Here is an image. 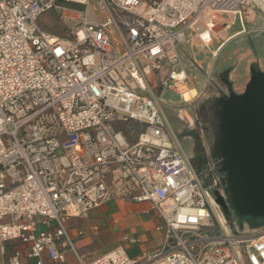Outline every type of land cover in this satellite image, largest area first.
<instances>
[{"label": "built area", "instance_id": "obj_1", "mask_svg": "<svg viewBox=\"0 0 264 264\" xmlns=\"http://www.w3.org/2000/svg\"><path fill=\"white\" fill-rule=\"evenodd\" d=\"M99 3L101 19L89 0H0V264H62L66 249L78 264H264V227L243 236L234 214L213 219L155 93L184 81L179 46H206L235 24L228 38L245 32L244 8L264 16V0ZM47 10L65 37L41 29ZM113 200L147 202L162 241L134 258L117 244L85 260L74 239L98 227L71 235L67 222ZM8 243L22 247L7 253Z\"/></svg>", "mask_w": 264, "mask_h": 264}, {"label": "rangeland", "instance_id": "obj_2", "mask_svg": "<svg viewBox=\"0 0 264 264\" xmlns=\"http://www.w3.org/2000/svg\"><path fill=\"white\" fill-rule=\"evenodd\" d=\"M89 3L96 16L100 19L103 18L105 11L99 0H89ZM70 5L78 6L75 4ZM244 11L245 37H238L235 42L234 39L229 41L226 50L234 46L240 48L241 55L246 51L251 53L252 56L245 61V69L250 76V71L253 68L264 72L259 66L260 61H264V16L257 14L250 7H245ZM39 25L43 30L61 36L66 35V24L58 21L57 14L53 10H47L40 15ZM260 28L262 31H260ZM186 58L190 59L191 67L198 68L189 56V52L186 54ZM236 63L239 64L236 60L234 64L222 65L218 69H214V66L209 72L205 71L206 67L203 64V68H199V77L204 85L200 94L194 96L196 90L181 83L178 85V91L183 95L182 99L177 101L175 105L161 102V109L177 139L179 147L190 163L195 164V167H193L202 170L201 177L196 176L202 186L207 188L210 193L213 219L220 218L222 221V218H224L228 223L234 220V215L227 205L226 174L221 170L217 113L220 100L228 96L230 92L236 93L231 88L229 80V74ZM239 69L242 70L241 66H239ZM244 87L239 88L240 93L244 90ZM118 127L128 133L125 123L119 124ZM219 203H222V205ZM145 206L141 205V207ZM141 207L132 208L129 218L134 223L133 226L128 228L129 231L141 238V242L134 245L139 255L142 251H152L157 246L156 243L160 244L162 241L161 231H157L155 228L144 229L152 222L153 211H138ZM215 225L218 226L217 223ZM239 230L242 231L241 235L243 236H254L258 234L261 228L250 229L247 225H244Z\"/></svg>", "mask_w": 264, "mask_h": 264}, {"label": "crops", "instance_id": "obj_3", "mask_svg": "<svg viewBox=\"0 0 264 264\" xmlns=\"http://www.w3.org/2000/svg\"><path fill=\"white\" fill-rule=\"evenodd\" d=\"M239 29L240 25L235 24L231 28H223L219 30L214 35L211 42L206 46L198 45L195 42H189L177 48L179 64L176 66V69L182 71L185 75V79L182 83L186 84L187 87L196 90L194 96L200 94L204 86L199 77V68H203V64L206 67L205 71L209 72L214 66V69H218L221 68L222 65L226 66L234 64L237 60L239 64L236 63L229 74L230 86L233 90H235L236 93H240L239 88H242L246 85L250 76L249 72L245 69V61L248 60L250 56H252L251 53L249 51H246L244 54H242V56L240 48L234 46L226 50V46L229 41H232L234 39L233 41L235 42L238 37H245V32H242L235 37L233 36L232 38H229L230 40L227 39L230 35L238 31ZM206 36L207 34H205V37ZM221 43H223L224 46L218 51L216 55V50L220 48ZM188 52L193 63L197 64L198 68L194 69L190 66V59L186 58V54H188ZM239 66H241L242 70L239 69ZM259 66L264 71V61H260ZM178 85L179 83L175 86L171 85L168 82L165 86L156 88L155 93L161 95L164 103L175 105L177 101L182 99L180 96L181 94L178 91ZM129 140L133 141L134 137H130ZM192 169L195 170L194 172L197 176L201 177V169H195L194 167ZM141 205L146 206L141 207ZM133 207H141L138 211L152 210L147 202L132 203L127 200H113L109 203L92 209L89 213L88 218L86 219L70 218L67 222V225L69 227V232L71 235H74L75 231L79 227H86L91 225H95L98 227L96 233L90 234L82 239H74L75 251L85 260H90L98 256L99 254L109 250L113 246L122 244L127 250L130 257L134 258L139 256V252L136 250L134 245H130L122 241L124 235L134 234L132 231L128 230L129 226H133L134 223V221L129 218ZM152 211L153 220L147 226H145L144 229L155 228L161 223V220L157 217L154 210ZM156 245L158 246L159 243L157 242ZM21 247L22 245L20 244L8 243L6 245V251L7 253H10L14 249ZM21 264L33 263L30 259L23 255L21 258ZM44 264L54 263H52L47 258H44ZM62 264H78L75 254L72 250H65V262Z\"/></svg>", "mask_w": 264, "mask_h": 264}, {"label": "water", "instance_id": "obj_4", "mask_svg": "<svg viewBox=\"0 0 264 264\" xmlns=\"http://www.w3.org/2000/svg\"><path fill=\"white\" fill-rule=\"evenodd\" d=\"M221 170L227 205L239 225L264 227V72L251 69L241 93L223 97L218 110ZM218 202V200H217ZM221 205V203H219Z\"/></svg>", "mask_w": 264, "mask_h": 264}, {"label": "bare ground", "instance_id": "obj_5", "mask_svg": "<svg viewBox=\"0 0 264 264\" xmlns=\"http://www.w3.org/2000/svg\"><path fill=\"white\" fill-rule=\"evenodd\" d=\"M235 37V36H234ZM228 40H230L229 38H227ZM224 46V44L223 43H221V45H220V48L218 49V50H216V55H217V53H218V51L222 48ZM209 49H211V48H209ZM181 83H179V85H180ZM181 97H182V95H180Z\"/></svg>", "mask_w": 264, "mask_h": 264}, {"label": "flooded vegetation", "instance_id": "obj_6", "mask_svg": "<svg viewBox=\"0 0 264 264\" xmlns=\"http://www.w3.org/2000/svg\"><path fill=\"white\" fill-rule=\"evenodd\" d=\"M190 165H191L192 168H193V166L195 167V164H194V163H193V164L190 163ZM217 200H218V199H217ZM218 201H219V200H218ZM221 205H222V203H221Z\"/></svg>", "mask_w": 264, "mask_h": 264}]
</instances>
